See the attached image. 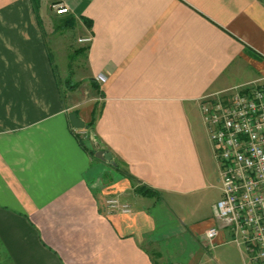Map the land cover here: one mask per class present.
Listing matches in <instances>:
<instances>
[{
    "label": "crops",
    "instance_id": "crops-1",
    "mask_svg": "<svg viewBox=\"0 0 264 264\" xmlns=\"http://www.w3.org/2000/svg\"><path fill=\"white\" fill-rule=\"evenodd\" d=\"M56 4L92 38L83 88H63L61 36L45 21ZM263 78L264 0H0V264L221 259L229 236L203 240L220 166L201 104ZM72 112L93 122L84 136ZM110 196L132 212H111Z\"/></svg>",
    "mask_w": 264,
    "mask_h": 264
},
{
    "label": "built area",
    "instance_id": "built-area-1",
    "mask_svg": "<svg viewBox=\"0 0 264 264\" xmlns=\"http://www.w3.org/2000/svg\"><path fill=\"white\" fill-rule=\"evenodd\" d=\"M53 7L59 15L70 13L64 4ZM80 42L88 45L92 38ZM201 109L222 180V198L213 207L216 222L203 240L213 249L226 233L227 242L242 249L250 264H264V78L206 96ZM78 131L84 136V130ZM105 204L111 212H132L130 204L115 196Z\"/></svg>",
    "mask_w": 264,
    "mask_h": 264
},
{
    "label": "rangeland",
    "instance_id": "rangeland-1",
    "mask_svg": "<svg viewBox=\"0 0 264 264\" xmlns=\"http://www.w3.org/2000/svg\"><path fill=\"white\" fill-rule=\"evenodd\" d=\"M46 11L48 14L45 20L46 23L49 24L54 33L61 36L59 42L60 47L57 49V54L54 52V57L60 71V76H62L61 81L63 88L64 90H67L68 86L70 88L79 87L82 83L80 82L77 74H79L78 71L84 67L85 56L82 52H80L82 45H85L80 42V40L83 39L81 36L82 32H80V30H76L75 28L68 29L65 24V21L68 20L67 16L57 14L54 7L49 5L47 6ZM86 36L90 37V34H87ZM81 87L83 88L84 84ZM208 144L212 146V149H214L211 141H208ZM221 181L220 171L218 170L216 164V174H214L213 177V184L215 187L209 191V195L207 196L208 203L218 201L220 198ZM225 249H229L230 252H227L225 256L221 257V259L219 258L217 261H214L213 264H245L243 258L241 259V254L236 244L225 246ZM210 256H212V254Z\"/></svg>",
    "mask_w": 264,
    "mask_h": 264
},
{
    "label": "trees",
    "instance_id": "trees-1",
    "mask_svg": "<svg viewBox=\"0 0 264 264\" xmlns=\"http://www.w3.org/2000/svg\"><path fill=\"white\" fill-rule=\"evenodd\" d=\"M35 1H36V2L38 1V2H39V0H35ZM72 22H73L72 19H68L67 22H66V26H69ZM88 25H89V23H88ZM89 26L91 27V24H90ZM71 27H72V26H71ZM86 49H87V48H82V49L80 50V52L84 53ZM97 88H98V87H97ZM95 115H96V111H94V114H93V120L95 119ZM92 125H93V122L89 124L90 127H92ZM80 143H81V145H82L83 147L86 148V150L89 151V153H90L92 156H95V155H96V152H97V151L91 149V148L89 147L88 142H87L86 140L80 138ZM136 192L139 193V194H141L142 196L154 197V198H157V199H160V198H161V195H160V193H159L158 191H156V190H154V189H152V188H150V187H147V186H145V185H141V184H137V186H136Z\"/></svg>",
    "mask_w": 264,
    "mask_h": 264
},
{
    "label": "water",
    "instance_id": "water-1",
    "mask_svg": "<svg viewBox=\"0 0 264 264\" xmlns=\"http://www.w3.org/2000/svg\"><path fill=\"white\" fill-rule=\"evenodd\" d=\"M69 118L73 128L77 130H84L89 128V126L82 119L78 117L76 112L70 113ZM96 157L101 160L110 162L112 165L116 166L113 156L109 152H105L103 150L97 151Z\"/></svg>",
    "mask_w": 264,
    "mask_h": 264
}]
</instances>
